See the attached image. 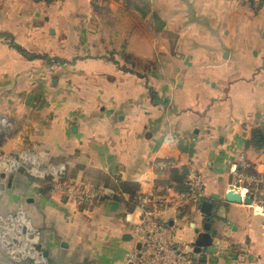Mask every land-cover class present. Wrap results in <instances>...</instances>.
Instances as JSON below:
<instances>
[{"label":"crops","instance_id":"obj_1","mask_svg":"<svg viewBox=\"0 0 264 264\" xmlns=\"http://www.w3.org/2000/svg\"><path fill=\"white\" fill-rule=\"evenodd\" d=\"M106 9L121 58L102 43ZM0 127L7 162L16 142L40 158L35 175L11 170L1 204L36 222L43 255L32 242L33 264H132L139 196L174 197L191 171L205 184L201 204L166 217L183 241L215 231L217 252L201 245L195 264H264V197L240 180L264 175V146L251 143L264 129V3L0 0ZM56 174L106 195L67 200ZM231 188L252 203L227 200Z\"/></svg>","mask_w":264,"mask_h":264},{"label":"built area","instance_id":"obj_2","mask_svg":"<svg viewBox=\"0 0 264 264\" xmlns=\"http://www.w3.org/2000/svg\"><path fill=\"white\" fill-rule=\"evenodd\" d=\"M244 1L251 2L255 8L264 3V0ZM160 164L163 167L170 165L168 162ZM240 180L252 185L251 191L254 194L264 197V175L244 174L240 176ZM51 182L55 192L62 193L67 200L84 206L93 204L107 192L105 186L76 185L58 174ZM204 189L202 176L196 171H191L186 187L174 197L154 194L139 196L141 218L135 226V232L140 238L141 246L130 255L132 264H195L197 256L195 244L179 238L176 228L166 217V212L176 204L199 206L204 198ZM127 219L131 220V213L127 214ZM33 231L39 238L38 228L33 227Z\"/></svg>","mask_w":264,"mask_h":264},{"label":"rangeland","instance_id":"obj_3","mask_svg":"<svg viewBox=\"0 0 264 264\" xmlns=\"http://www.w3.org/2000/svg\"><path fill=\"white\" fill-rule=\"evenodd\" d=\"M108 8H110V12L113 11L110 6H108ZM107 9L106 12H104L105 15H109L107 19H105V21L99 20L100 26L102 24L103 27L104 24V30L107 33L102 37V43L111 48L110 54L114 55V57L119 56V58H121V54L117 53L118 44L121 43V37L117 35V20L113 18L112 14ZM133 21L134 20L131 19L130 21H127L126 24V41L128 42L131 37V34L128 33L133 32L132 30H129V28L132 27L131 25H133ZM139 22L143 24L142 21ZM129 23L130 26L128 25ZM128 42L126 43L128 44ZM144 65L146 66L147 64L143 61L142 71L148 73L149 68H143ZM22 128L23 127L22 125L20 126V123L13 126V130H11L14 139L20 136ZM1 129L2 128L0 127V131H2ZM7 138L6 134H0V264H33L34 257L39 256L38 252H40L37 244L39 238H37L38 235L33 231V227L35 228L33 223L36 222L32 219V216L29 218L22 212L21 206L17 208L14 207V210H10L9 208L3 209L1 204L6 202V195L3 193L6 188V176L8 178V174L11 173V170H26L33 175L35 173L34 170L36 169V160H40V158L36 151H32L27 147H22L19 142H16L12 149L14 158L13 163H10V161L7 162L6 157L10 156L7 152L11 151L5 146L8 140ZM31 158L33 162L31 161ZM38 171L41 172L42 170L38 169ZM11 211L13 216L5 214L10 213ZM28 221H31L30 225ZM32 242H34L33 247H35L34 249L37 252L35 256H33L32 253ZM28 245L30 246L29 250ZM41 255L43 254L41 253L40 256Z\"/></svg>","mask_w":264,"mask_h":264},{"label":"water","instance_id":"obj_4","mask_svg":"<svg viewBox=\"0 0 264 264\" xmlns=\"http://www.w3.org/2000/svg\"><path fill=\"white\" fill-rule=\"evenodd\" d=\"M226 198L229 201H236V202H241L244 200V202H246V203H252V201H253L252 196L243 197L242 194L240 192L236 191L234 188H231L227 191ZM210 207H211L210 202H204L203 203V210L206 213L210 212ZM206 229H210V225H208V223L206 225ZM214 235H215L214 230H212L211 233H200V235L198 236V239L194 242V244L196 246V252L201 250V245L207 246V250L209 252H217L216 247L212 246V237H214ZM44 254L47 255V253H44Z\"/></svg>","mask_w":264,"mask_h":264},{"label":"trees","instance_id":"obj_5","mask_svg":"<svg viewBox=\"0 0 264 264\" xmlns=\"http://www.w3.org/2000/svg\"><path fill=\"white\" fill-rule=\"evenodd\" d=\"M20 51H23L24 53L28 54L23 48H18ZM46 59L49 61L50 64H53L52 58L49 56H45ZM251 143L257 145V146H264V129L262 128H256L252 133V139Z\"/></svg>","mask_w":264,"mask_h":264},{"label":"bare ground","instance_id":"obj_6","mask_svg":"<svg viewBox=\"0 0 264 264\" xmlns=\"http://www.w3.org/2000/svg\"><path fill=\"white\" fill-rule=\"evenodd\" d=\"M37 161V160H36ZM257 209H262V208H257ZM28 244V243H27ZM29 246V245H28ZM30 247V246H29ZM29 249V248H28ZM32 254V253H31Z\"/></svg>","mask_w":264,"mask_h":264}]
</instances>
